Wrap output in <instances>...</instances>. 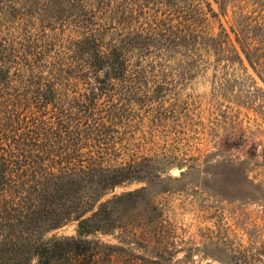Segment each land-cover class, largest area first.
<instances>
[{
  "label": "trees",
  "instance_id": "obj_1",
  "mask_svg": "<svg viewBox=\"0 0 264 264\" xmlns=\"http://www.w3.org/2000/svg\"><path fill=\"white\" fill-rule=\"evenodd\" d=\"M178 1L0 0V264H120L115 244L87 235L113 230L118 205L139 192L102 200L108 191L153 172L147 158L102 159L124 115L162 103L144 88L147 68L199 38L144 18ZM72 220L75 235L43 238Z\"/></svg>",
  "mask_w": 264,
  "mask_h": 264
},
{
  "label": "rangeland",
  "instance_id": "obj_2",
  "mask_svg": "<svg viewBox=\"0 0 264 264\" xmlns=\"http://www.w3.org/2000/svg\"><path fill=\"white\" fill-rule=\"evenodd\" d=\"M144 18L199 38L147 68L144 88L162 103L124 115L102 163L147 158L153 174L108 191L102 200L139 192L113 230L87 238L115 244L120 264H264V0L151 4ZM215 48L242 60H217ZM75 234L72 220L43 238Z\"/></svg>",
  "mask_w": 264,
  "mask_h": 264
},
{
  "label": "water",
  "instance_id": "obj_3",
  "mask_svg": "<svg viewBox=\"0 0 264 264\" xmlns=\"http://www.w3.org/2000/svg\"><path fill=\"white\" fill-rule=\"evenodd\" d=\"M178 172H179L178 169H173V173H174V174H177Z\"/></svg>",
  "mask_w": 264,
  "mask_h": 264
}]
</instances>
